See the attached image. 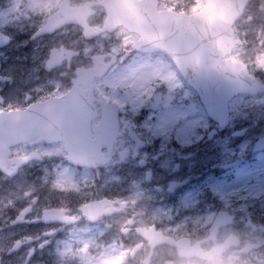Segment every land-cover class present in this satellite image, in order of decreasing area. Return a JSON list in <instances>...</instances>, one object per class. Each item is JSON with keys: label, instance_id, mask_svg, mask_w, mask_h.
Here are the masks:
<instances>
[{"label": "flooded vegetation", "instance_id": "1", "mask_svg": "<svg viewBox=\"0 0 264 264\" xmlns=\"http://www.w3.org/2000/svg\"><path fill=\"white\" fill-rule=\"evenodd\" d=\"M58 5L38 27L26 33V38L24 31L27 28L22 30L20 42L26 41L25 47L7 50L9 53L5 54L1 50L6 48H0V112L25 111L33 102L65 94L71 89L78 70L92 69L96 54L105 55L108 61V55L114 53L118 57L117 64L122 58L145 56L146 53L130 51L135 38L124 48L109 45L111 48L105 46L94 54L83 53V46L113 32L105 31L96 38L86 39L83 26L75 23H67L57 31L31 39L46 25ZM106 17V9L98 7L83 22L96 30L103 26ZM25 19L30 20L27 16ZM74 29L79 30L78 35L81 34L83 39L77 47L65 37ZM119 29L127 31L123 27L115 31ZM13 41L11 36V44ZM52 49H57L59 54L51 55ZM67 50H72V55ZM34 68L38 73L25 78ZM249 69L264 83L253 67L249 65ZM36 81L37 85H34ZM98 81L93 82L94 97L110 101L103 95L108 88L104 86L106 91L100 92L96 85ZM86 84V77L78 80L79 92L83 95L81 103L66 107L70 112L61 110L54 115L58 116L57 124L71 125L81 141L89 142L87 147L80 144V156L95 151L94 165H83L80 160L71 163L64 142L49 144L34 137L11 148L10 159L34 152L39 158L20 166L16 172L13 169L17 162L13 160L10 167H0V262L90 264L85 257L100 259V255L110 250L114 255H122L115 264H144L145 261L147 264H182V261L190 264H264V150H253L255 141L264 135V110L260 109V113L255 110L254 119L250 116L241 122H235L230 115L226 127L212 122L216 130L214 135L207 139L202 135L185 144H177L173 140L162 142L152 135L143 136V129L128 127L127 134L124 133L120 108L122 135L109 154V126L101 122L104 107L97 100L87 102ZM187 88L195 93L188 85ZM263 97L259 98L260 103ZM195 98L198 100L196 94ZM256 126H261V130L248 138L243 161L235 163V159L222 154L226 148L244 143L247 140L244 136ZM54 145H60L58 154L43 152ZM243 170L248 175L247 181L237 183V174ZM28 175L38 176L36 192L28 190V183L33 181ZM40 182L47 185L42 187ZM163 208L170 214L181 213L184 221L178 229L174 227L167 231L156 222L157 213ZM220 212L226 213V219L232 217L233 220L219 227L212 237V223ZM195 218L197 223L192 222ZM151 226L174 239H188L186 247L191 250L197 245L196 249L202 251L204 258H182L171 245H161L151 251L148 241L137 232L140 227ZM231 237L238 238L240 244L227 247L220 255L207 257ZM246 244L255 247L242 252ZM137 245L141 246L135 248Z\"/></svg>", "mask_w": 264, "mask_h": 264}, {"label": "water", "instance_id": "2", "mask_svg": "<svg viewBox=\"0 0 264 264\" xmlns=\"http://www.w3.org/2000/svg\"><path fill=\"white\" fill-rule=\"evenodd\" d=\"M250 0H206L204 7L196 14L187 15L170 10H157L158 0H102L90 2L78 7L79 11L90 5L105 7L108 16L104 27L96 31L86 27L84 34L94 37L103 31H112L123 25L130 31L137 32L141 38L134 44L135 50L168 52L178 65L183 76L196 89L204 103L209 116L226 126L229 120L228 102L238 94H256L264 91V85L257 82L247 70V67L232 58L225 59V55L241 40L237 39L233 30L236 20L243 14ZM65 5L62 3L61 7ZM67 11L61 9L59 16ZM47 28V27H45ZM45 30L38 31L34 37L39 36ZM9 43L8 36L0 31V47ZM115 58L107 64V67L115 62ZM98 67L92 70L93 76H102L104 72H98ZM159 94L156 96V104L159 103ZM74 91L65 96V99H53L38 103L29 110L21 112L18 118L13 113L0 114V167L7 168L9 147L16 143L27 141L34 135H40V140L48 142L65 141L69 160L75 162L82 160L80 141L75 135L63 136L56 125L55 115L50 113L56 110L58 105L75 103ZM264 103V99L262 100ZM112 105H108L111 108ZM59 111V110H57ZM116 111L105 110L103 123H108L112 145L118 137ZM100 141V140H98ZM85 147V148H86ZM264 149V136L259 138L254 150ZM95 153V152H93ZM92 155V154H91ZM89 157V155H87ZM30 157L24 158L20 163L26 162ZM97 158V157H96ZM93 161V158H88ZM18 160V159H16ZM224 224L219 216L215 220L214 229ZM151 240L152 230H141ZM155 236H153L154 238ZM156 243L171 242V239L157 233ZM228 244H232L228 240ZM180 248V254L184 252V244L176 243Z\"/></svg>", "mask_w": 264, "mask_h": 264}, {"label": "rangeland", "instance_id": "3", "mask_svg": "<svg viewBox=\"0 0 264 264\" xmlns=\"http://www.w3.org/2000/svg\"><path fill=\"white\" fill-rule=\"evenodd\" d=\"M60 1L0 0V29L14 38L13 43L8 48L1 50V53L5 54L9 53L7 50L25 47L27 45L26 41L24 43L20 42L23 37L22 30L27 28L24 31V37L26 38V33L38 27L45 19V16ZM83 1L85 0H73V3H81ZM203 1L194 0V3L187 11L199 9ZM184 3L185 0H160L159 7L177 9L178 4L183 5ZM180 10H184V8L181 7ZM26 16L30 20H26ZM249 17H252L253 20H249ZM68 33L65 37L69 43L76 47L79 46L83 40L81 34L78 35L79 30L74 29V31ZM237 33L245 39V45L234 52V57L247 60L244 61L248 62L253 67V70L258 72L264 79V0H253L252 6L247 11L246 16L237 24ZM134 38L133 34L119 29L110 36L100 37L92 43L86 44L83 46V53L94 54L102 51L105 46H107L106 49L111 48L109 45L112 48L116 46L124 48ZM28 67H33V65L28 64ZM36 73L38 71L35 68L31 69L30 73L25 75V78H30V76ZM37 82H34V85H37ZM96 85L100 92L106 91L104 86L108 88V91L103 95L120 106L123 124L122 130L126 134L128 127L139 130L143 129V136L152 135L154 139L160 138L162 142L167 141L166 143H169V141L173 140L177 144H185L202 135L207 139L216 133L215 128L207 120V116L199 100H196L195 93L187 88L176 68L172 64H169L163 56H153L152 60L148 59V57L128 58L127 60L122 58L120 63L116 64L108 75H105L96 82ZM37 87L41 88V86ZM14 90L12 89V92ZM158 90L165 92L161 104L154 111L149 106L153 103V94ZM260 97L261 95L235 97L229 104L231 118L235 122L246 121L250 116L254 119L256 111L260 113V109L264 110L259 100ZM257 122L261 125L260 120ZM254 129L244 136L247 139L244 143L237 144L232 149L228 147L222 154L226 158L232 157L235 159V163L243 161L248 145V138L259 132L261 126L260 128L256 126ZM59 148L60 145H54L45 148L43 152L46 155H54L58 154ZM247 178L248 175L243 170L237 174V183H245ZM32 180L28 183L30 185L28 190L36 192V187L39 186L36 183L38 176L34 175ZM45 185L47 184L40 182V186L44 187ZM49 185L52 186L51 180ZM198 216L200 217L201 215ZM183 221L181 213L177 215L170 214L166 208L161 209L156 217V222L163 225V228L167 231L174 230V227L178 229ZM192 222L197 223V218L193 219ZM64 245L69 246V243H65ZM121 256L114 255L109 250L99 256L101 261L96 258H85L87 261H90V264H99L101 262L102 264H115L114 262L120 259ZM181 263L190 264V262L185 261ZM117 264L123 263L119 262Z\"/></svg>", "mask_w": 264, "mask_h": 264}, {"label": "clouds", "instance_id": "4", "mask_svg": "<svg viewBox=\"0 0 264 264\" xmlns=\"http://www.w3.org/2000/svg\"><path fill=\"white\" fill-rule=\"evenodd\" d=\"M194 3V0H185V3L183 5H177V9L179 10L181 7L184 8V10H187L189 7L192 6V4ZM161 55H164L165 58L167 59V56L166 54H161ZM0 264H4V262H0Z\"/></svg>", "mask_w": 264, "mask_h": 264}, {"label": "bare ground", "instance_id": "5", "mask_svg": "<svg viewBox=\"0 0 264 264\" xmlns=\"http://www.w3.org/2000/svg\"><path fill=\"white\" fill-rule=\"evenodd\" d=\"M81 100H82V98H81ZM76 103H81V102L79 100H76L74 104H76ZM65 107H66V105H63L62 109H64Z\"/></svg>", "mask_w": 264, "mask_h": 264}]
</instances>
